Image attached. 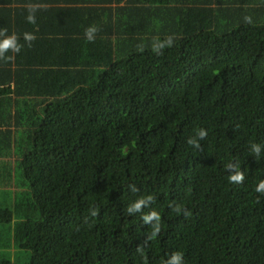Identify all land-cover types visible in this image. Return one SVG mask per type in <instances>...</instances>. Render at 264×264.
Instances as JSON below:
<instances>
[{
    "label": "trees",
    "instance_id": "obj_1",
    "mask_svg": "<svg viewBox=\"0 0 264 264\" xmlns=\"http://www.w3.org/2000/svg\"><path fill=\"white\" fill-rule=\"evenodd\" d=\"M85 1L0 0V264H264V0Z\"/></svg>",
    "mask_w": 264,
    "mask_h": 264
},
{
    "label": "clouds",
    "instance_id": "obj_2",
    "mask_svg": "<svg viewBox=\"0 0 264 264\" xmlns=\"http://www.w3.org/2000/svg\"><path fill=\"white\" fill-rule=\"evenodd\" d=\"M39 5H28V16H27V21L30 24H35L36 23V16L35 13L36 11L39 9ZM245 20L249 23H251V18L250 17H245ZM99 31V29L95 26H89L88 28L85 29V36L87 38L88 41L90 42H94L95 40V34ZM7 33V29H3L2 31H0V36H5L4 39L0 40V59L3 60H10L12 59V57H5V53L8 51H11L13 53H19L21 51V48L23 47V45H21L18 42V36L17 34L13 33L10 36H6L5 34ZM24 38L25 40L28 42V46L31 47V42L34 41L36 39L35 35H33L32 33H28L25 32L24 34ZM154 41H159V38L156 37L154 38ZM174 43V39L173 37L169 36L165 39L164 42H160L159 45L157 46L156 43L152 44V51L157 54V55H162L163 53H161L159 51L160 48L165 47V45H167L168 47H171ZM140 51L144 50V46L140 45L138 46ZM205 135L204 132H201V136ZM231 181H242L243 180V176L241 174H237V175H233L229 178ZM261 189H264V181H262L259 185V187L256 189V191H260ZM143 203V201L138 202L135 205V208L138 210L141 207V204ZM131 211V209H129ZM150 218H156L157 220H159V215L155 212H153L152 217H148ZM157 231H159V229L157 228Z\"/></svg>",
    "mask_w": 264,
    "mask_h": 264
},
{
    "label": "crops",
    "instance_id": "obj_3",
    "mask_svg": "<svg viewBox=\"0 0 264 264\" xmlns=\"http://www.w3.org/2000/svg\"><path fill=\"white\" fill-rule=\"evenodd\" d=\"M127 1L128 0H122L119 3L118 2L116 3V1L112 0V1L102 2V3L96 2L95 4L92 3V2L89 3L88 1L86 3V1H85V3H82L81 6H83V7H85V6H95V7H98V9H101V8H103L105 6H108V9H106L105 11H103V13H101L99 10H96L95 12H90L91 13L90 15L83 14L81 20L82 21H88V22H90L91 23L90 26L95 25L98 29H99V26L102 27L101 24H105L106 27H107V29L104 28V27H102L103 29H105V31H101L100 29L98 31V32H102V34L105 35V34L108 33L107 30L114 29L115 23L116 22H119V20L117 19V16H116L117 12L115 14L113 8L114 7L122 8V7L125 6V3ZM59 6H65V5H63L61 3ZM78 6H80V4ZM24 22H25V19H24ZM25 32L26 31H23V30H17V36H18V34L19 35L21 34L20 36L24 37L23 34ZM110 33L111 34H114V32H110ZM21 45H23V47H24L26 44H21ZM30 56H32V55H30ZM9 57H12V59H11V63H12L11 67H13L14 62L17 61V59L18 60L19 59H23V57H25V56H21L19 53H16V54L15 53H12V54H10ZM27 57H29V55ZM50 59L51 60H55L56 58L55 57H52ZM1 103H2V104H0V114L1 115L3 113H5V112H8L9 113L10 110H12V107L9 110L7 109V107H8L7 106V102H4V103L1 102ZM1 120H2V117L0 116V126H2V121ZM6 123H7V121H6ZM0 129H2V127H0ZM11 159L13 160V158H11ZM11 184H12V188L9 186V187H6V189H9V190L12 189V190H14V188H13L14 187V182L11 181ZM6 226L9 229V232H11V226L10 225H6Z\"/></svg>",
    "mask_w": 264,
    "mask_h": 264
},
{
    "label": "rangeland",
    "instance_id": "obj_4",
    "mask_svg": "<svg viewBox=\"0 0 264 264\" xmlns=\"http://www.w3.org/2000/svg\"><path fill=\"white\" fill-rule=\"evenodd\" d=\"M0 104L1 101H0ZM21 172V171H20ZM16 179H15V190L13 192V195L16 196H30V190L28 187V184L23 181L22 184V176L16 170ZM12 192H10L11 194ZM16 216L14 217V220H17ZM8 244H9V249L6 254H3V258L9 259L13 261V264H29V258H30V253L27 251H18L17 247L13 245L11 242V238L8 239Z\"/></svg>",
    "mask_w": 264,
    "mask_h": 264
}]
</instances>
